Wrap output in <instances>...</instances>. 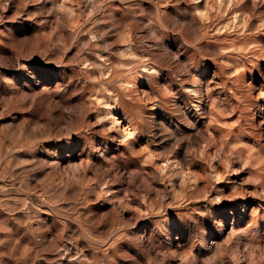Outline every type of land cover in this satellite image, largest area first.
Segmentation results:
<instances>
[{
  "label": "rangeland",
  "instance_id": "1",
  "mask_svg": "<svg viewBox=\"0 0 264 264\" xmlns=\"http://www.w3.org/2000/svg\"><path fill=\"white\" fill-rule=\"evenodd\" d=\"M0 264H264V0H0Z\"/></svg>",
  "mask_w": 264,
  "mask_h": 264
}]
</instances>
